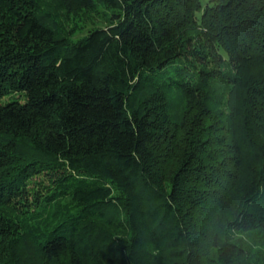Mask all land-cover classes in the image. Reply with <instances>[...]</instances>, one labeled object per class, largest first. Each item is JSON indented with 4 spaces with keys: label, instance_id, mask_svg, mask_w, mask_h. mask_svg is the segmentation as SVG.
I'll return each mask as SVG.
<instances>
[{
    "label": "trees",
    "instance_id": "obj_1",
    "mask_svg": "<svg viewBox=\"0 0 264 264\" xmlns=\"http://www.w3.org/2000/svg\"><path fill=\"white\" fill-rule=\"evenodd\" d=\"M263 238L264 0H0V264H264Z\"/></svg>",
    "mask_w": 264,
    "mask_h": 264
},
{
    "label": "rangeland",
    "instance_id": "obj_2",
    "mask_svg": "<svg viewBox=\"0 0 264 264\" xmlns=\"http://www.w3.org/2000/svg\"><path fill=\"white\" fill-rule=\"evenodd\" d=\"M207 3H210V0H201V4H202V6L204 7ZM74 21H78V23L80 24V25H82V28H80L79 30H78V32L76 33V36H81V35H83L84 33H86V31H87V29L92 25V22H86V21H84V20H82V19H79V18H76V19H74ZM96 24H104L105 22H104V20H103V18H102V20L100 19V17H97L96 18V22H95ZM10 95V94H9ZM7 95V96H5L3 99L4 100H6V99H8L9 97L10 98H12V97H17L18 96V94L17 93H15V94H12V95ZM26 188H29L30 189V194H32V193H38L37 192V190H38V186L36 185V184H28V186H26ZM32 198H33V196L32 195H30ZM31 198V199H32ZM35 207H38V204L36 203V200H31L30 201V205H28L26 208H25V210H24V217L27 219V221L28 222H32V225H34V224H37V225H40V224H50V219L49 218H47L46 220L44 219V218H42V213L40 214V215H38V216H34L33 214H34V208ZM58 215H59V213H58ZM57 214H56V217L58 216ZM40 218H41V221H40ZM35 220H37L38 222H35L34 224H33V221H35ZM54 222V220H52L51 221V223H53ZM264 239V238H263ZM258 247H260V246H258Z\"/></svg>",
    "mask_w": 264,
    "mask_h": 264
}]
</instances>
